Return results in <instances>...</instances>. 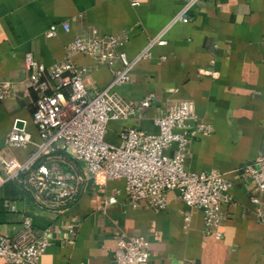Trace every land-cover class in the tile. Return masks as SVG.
Here are the masks:
<instances>
[{
	"label": "crops",
	"instance_id": "0c3cea01",
	"mask_svg": "<svg viewBox=\"0 0 264 264\" xmlns=\"http://www.w3.org/2000/svg\"><path fill=\"white\" fill-rule=\"evenodd\" d=\"M135 2V3H134ZM184 0H0V81L11 84L0 98V154L25 160L34 150L8 147L5 137L15 120L39 141L32 122L33 101L23 55L30 52L45 66L63 58L64 45L76 36L127 35L119 47L134 58L151 40L150 57L139 60L128 83L116 87L138 104L153 94L148 108L136 117L111 120L105 140L118 144L127 126L156 133L153 117L163 115L179 99L189 101V124L204 122L209 134L199 133L188 145L185 167L194 172L216 171L231 182V200L222 203L220 235L207 232L203 212L185 204L176 190L166 195V207L154 210L145 201L127 199L124 180L91 185L60 212L39 208L28 194L11 183L0 186V233L20 229L22 214L34 228H48L47 246L39 264H118L119 235H140L149 242L145 264H264V222L250 199L255 184L239 168L264 153V0H202L189 11V21H175ZM69 24L65 31L61 24ZM51 24L57 35L45 37ZM74 63L87 66L84 82L102 89L111 80L106 65L83 54ZM214 71L213 75L201 70ZM174 147L166 150L173 153ZM119 189L117 202L103 211L105 199ZM8 200L16 206H1ZM264 209V208H263ZM0 264H7L0 258Z\"/></svg>",
	"mask_w": 264,
	"mask_h": 264
},
{
	"label": "built area",
	"instance_id": "2783aa9c",
	"mask_svg": "<svg viewBox=\"0 0 264 264\" xmlns=\"http://www.w3.org/2000/svg\"><path fill=\"white\" fill-rule=\"evenodd\" d=\"M202 0H184L181 11L172 22H188L189 9ZM212 1V0H211ZM135 3V2H134ZM61 27L68 31L69 24ZM57 24L45 31L47 38L57 35ZM127 35L101 34L91 29L89 36H76L64 45L62 59L49 66L38 62L30 52L23 55V68L35 94L32 122L39 141L35 142L25 129L24 120H15L5 137L8 147L34 150L25 160L4 158L0 154V186L14 181L42 209L60 212L89 186L101 187L105 180L123 179L127 199L145 201L154 210L166 207V195L176 190L182 201L203 212L207 232L217 231L222 219V203L231 200V182L216 171L194 172L185 167L189 143L199 133L209 134L211 126L204 122L189 124V101L171 102L163 115L153 117L156 133L127 126L119 130L118 144L105 140L111 120L136 117L140 108H148L153 94H147L138 104L123 98L116 87L131 80L137 62L150 57V46L164 43L155 37L134 58L119 50ZM74 54H83L95 64L106 65L110 82L102 89L86 86L87 66L73 62ZM213 75L209 69L201 70ZM11 84L0 81V98L7 95ZM21 125H18V123ZM174 147L168 155L166 150ZM255 184L257 195L251 197L254 213L264 222V153L238 170ZM119 189L105 199L106 207L117 202ZM2 206L16 211V206L4 200ZM48 228L37 230L29 214H22L20 229L14 234L0 233V258L7 264H39L47 246ZM115 257L118 264H145L149 260V242L140 235H119Z\"/></svg>",
	"mask_w": 264,
	"mask_h": 264
},
{
	"label": "trees",
	"instance_id": "16d2710c",
	"mask_svg": "<svg viewBox=\"0 0 264 264\" xmlns=\"http://www.w3.org/2000/svg\"><path fill=\"white\" fill-rule=\"evenodd\" d=\"M6 183H11V184L15 185V186L18 188V190H19L20 192H23V193H25V194L28 195V193H26V192L22 189V187H21L19 184H17L16 182H14V181H7ZM3 201H4V200H2V202H1V206H2ZM2 207H3V206H2Z\"/></svg>",
	"mask_w": 264,
	"mask_h": 264
},
{
	"label": "water",
	"instance_id": "95a60500",
	"mask_svg": "<svg viewBox=\"0 0 264 264\" xmlns=\"http://www.w3.org/2000/svg\"><path fill=\"white\" fill-rule=\"evenodd\" d=\"M18 125H21V123L19 122Z\"/></svg>",
	"mask_w": 264,
	"mask_h": 264
}]
</instances>
